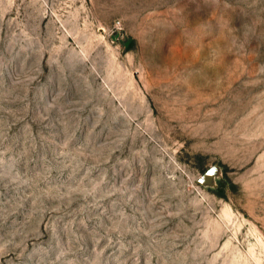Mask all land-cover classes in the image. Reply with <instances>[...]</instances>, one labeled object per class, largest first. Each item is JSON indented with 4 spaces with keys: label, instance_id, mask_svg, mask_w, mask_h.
Segmentation results:
<instances>
[{
    "label": "rangeland",
    "instance_id": "374dc122",
    "mask_svg": "<svg viewBox=\"0 0 264 264\" xmlns=\"http://www.w3.org/2000/svg\"><path fill=\"white\" fill-rule=\"evenodd\" d=\"M0 264H264V0H0Z\"/></svg>",
    "mask_w": 264,
    "mask_h": 264
}]
</instances>
